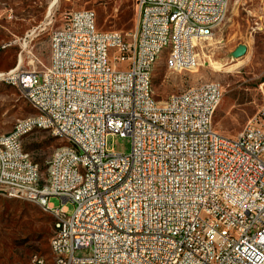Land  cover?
<instances>
[{
	"label": "built area",
	"instance_id": "1",
	"mask_svg": "<svg viewBox=\"0 0 264 264\" xmlns=\"http://www.w3.org/2000/svg\"><path fill=\"white\" fill-rule=\"evenodd\" d=\"M138 5L132 38L99 29L93 9L74 10L50 32L48 64L35 58L26 69L20 55L0 73L21 82L25 99L38 106L18 130L28 135L29 123H45L67 144L66 152L53 151L44 177L20 158L8 164L16 154L9 146L4 167L14 188L7 191L42 199L57 214L50 239L56 264H264V105L241 132L227 136L209 120L220 83L163 102L149 92L151 62L167 45L169 24L194 22L207 35L226 20L230 0ZM51 23L52 16L26 38ZM181 39L183 56L174 62L188 61L192 69L199 60H186L185 52L198 51L186 50ZM115 135L131 138L129 153L107 148ZM72 165H82V172H72ZM52 197L64 204L55 207ZM31 264H41V256Z\"/></svg>",
	"mask_w": 264,
	"mask_h": 264
},
{
	"label": "rangeland",
	"instance_id": "2",
	"mask_svg": "<svg viewBox=\"0 0 264 264\" xmlns=\"http://www.w3.org/2000/svg\"><path fill=\"white\" fill-rule=\"evenodd\" d=\"M52 2L0 0V73L15 67L20 55L26 69L32 66L35 58L48 64L50 32L63 25L74 10L93 9L101 30L121 31L127 38H132L136 31L138 0ZM49 9L50 16L47 17ZM51 16L52 23L46 30L38 36L26 38L30 30ZM199 41L193 46V50L198 51L194 53L199 61H195L192 69H186L187 62L174 69L168 68L165 55L159 59L153 74L155 97L163 102L171 94L209 81L218 82L223 92L214 115V126L224 135L235 136L264 105V0H230L226 20L215 28L212 36ZM240 45H245L247 51L234 57L233 52ZM35 112L20 88L0 78V135L10 134L19 120ZM63 144L65 142L44 129L34 130L23 140L25 150L39 164L43 177L46 176L48 159ZM131 147L132 140L128 136L115 135L107 139V148L113 152L127 154ZM50 202L55 207L64 204L58 197H52ZM66 205L70 212L74 210L73 203ZM47 216H52L56 224L54 214L44 211L39 204L11 197L0 189V264H31L36 256L44 257L46 264H53L51 250L40 254L33 239L35 230L41 225V217ZM87 253L86 250L76 252L77 255Z\"/></svg>",
	"mask_w": 264,
	"mask_h": 264
},
{
	"label": "bare ground",
	"instance_id": "3",
	"mask_svg": "<svg viewBox=\"0 0 264 264\" xmlns=\"http://www.w3.org/2000/svg\"><path fill=\"white\" fill-rule=\"evenodd\" d=\"M220 2H227V0H220ZM182 6H194V0H181ZM199 9H207V1H199ZM212 16H219V9H212ZM215 28H207V35H212ZM206 33L202 32L201 27L198 24H194V22H183L182 19L173 20V24H169L168 28V40L167 45L161 47L159 53H155L154 60L151 62V78L149 83V92H154L153 85V74L158 63L159 59L165 55V65L168 68H177L180 65H183L184 62L188 61H179L175 63L174 61L181 59L183 56L182 49V39L185 40L186 50H193V46L198 45L200 43L199 40L207 38ZM198 55L194 52H185L186 60H196ZM209 57V56H208ZM195 63V61H194ZM214 64V63H213ZM217 67V66H216ZM7 83L12 84L20 88L22 92L21 82L18 80H10L4 79ZM207 83L201 84L199 86L190 88L187 92H197L198 88H205ZM222 94H220L221 100ZM220 102H217L216 106L213 107V111H209V120H214V115L216 109ZM36 112L38 113V106L32 105ZM251 122V120L249 121ZM49 130L52 132V128L49 126H45V123H29V130ZM55 137L61 140V136L59 133H52ZM27 136V129L18 130V124L15 126L14 130L8 135H0V189L3 190L7 195L11 197H17L26 199L31 202H35L39 204L42 209L48 212L47 203H44L42 199H35L31 196H24L22 193H13L7 191L8 189L14 188V180L12 178V172H10L9 167H4L7 163V153H9V146H16V154L8 155V164L17 165L19 164V158L24 160L26 165H33L35 172H41V168L38 163L34 162L31 158L29 152H27L23 146V140ZM55 150H59V152L67 151V144H63L57 147ZM72 172H82V165H72ZM26 175H33V168H26ZM53 195H60V188H53ZM57 219V214L52 213ZM57 226V222L55 224V229ZM39 257V256H36ZM41 264H46V260L41 256ZM53 264H56V254H53Z\"/></svg>",
	"mask_w": 264,
	"mask_h": 264
},
{
	"label": "trees",
	"instance_id": "4",
	"mask_svg": "<svg viewBox=\"0 0 264 264\" xmlns=\"http://www.w3.org/2000/svg\"><path fill=\"white\" fill-rule=\"evenodd\" d=\"M44 214H47L44 212ZM49 215V214H48ZM41 225L34 232V241L36 243L35 249L40 254H46L50 249V239L55 229V220H52V216L41 217Z\"/></svg>",
	"mask_w": 264,
	"mask_h": 264
},
{
	"label": "water",
	"instance_id": "5",
	"mask_svg": "<svg viewBox=\"0 0 264 264\" xmlns=\"http://www.w3.org/2000/svg\"><path fill=\"white\" fill-rule=\"evenodd\" d=\"M246 51H247L246 46L240 45L234 50L233 56L234 57H240V56L244 55L246 53Z\"/></svg>",
	"mask_w": 264,
	"mask_h": 264
},
{
	"label": "crops",
	"instance_id": "6",
	"mask_svg": "<svg viewBox=\"0 0 264 264\" xmlns=\"http://www.w3.org/2000/svg\"><path fill=\"white\" fill-rule=\"evenodd\" d=\"M56 1H57V0H56ZM56 1H55V2H56ZM53 2H54V0H53ZM53 2H52V3H53ZM55 2H54V3H55ZM52 3H51V5H50V8L53 6ZM54 3H53V4H54ZM50 11H51V9H49V12H50Z\"/></svg>",
	"mask_w": 264,
	"mask_h": 264
}]
</instances>
